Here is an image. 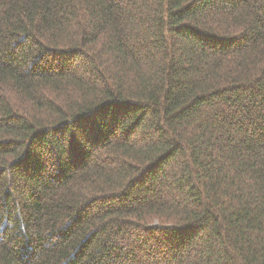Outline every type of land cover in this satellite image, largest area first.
Returning a JSON list of instances; mask_svg holds the SVG:
<instances>
[{
  "label": "trees",
  "instance_id": "trees-1",
  "mask_svg": "<svg viewBox=\"0 0 264 264\" xmlns=\"http://www.w3.org/2000/svg\"><path fill=\"white\" fill-rule=\"evenodd\" d=\"M0 264H264V0H0Z\"/></svg>",
  "mask_w": 264,
  "mask_h": 264
}]
</instances>
